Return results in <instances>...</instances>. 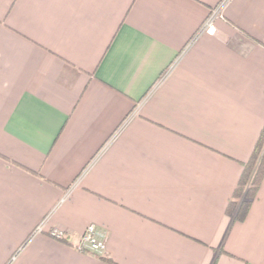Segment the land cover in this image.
<instances>
[{"label":"crops","instance_id":"obj_1","mask_svg":"<svg viewBox=\"0 0 264 264\" xmlns=\"http://www.w3.org/2000/svg\"><path fill=\"white\" fill-rule=\"evenodd\" d=\"M263 123L264 0H0V264H264Z\"/></svg>","mask_w":264,"mask_h":264},{"label":"trees","instance_id":"obj_2","mask_svg":"<svg viewBox=\"0 0 264 264\" xmlns=\"http://www.w3.org/2000/svg\"><path fill=\"white\" fill-rule=\"evenodd\" d=\"M264 176V123L249 158L242 163V171L233 194L226 206V213L233 221L242 220L254 199ZM107 262L115 264L109 258ZM212 264H215V260Z\"/></svg>","mask_w":264,"mask_h":264},{"label":"built area","instance_id":"obj_3","mask_svg":"<svg viewBox=\"0 0 264 264\" xmlns=\"http://www.w3.org/2000/svg\"><path fill=\"white\" fill-rule=\"evenodd\" d=\"M214 15L215 11H212L207 17L206 23L210 22ZM41 228L42 224H39L36 230H40ZM49 234L59 240H62L65 237L64 232L58 229L50 230ZM75 247L80 251L102 256L105 251V238L103 235H99L96 226L93 223H90L83 230Z\"/></svg>","mask_w":264,"mask_h":264}]
</instances>
